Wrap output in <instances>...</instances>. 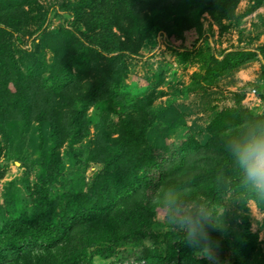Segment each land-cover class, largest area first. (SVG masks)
<instances>
[{
  "label": "trees",
  "instance_id": "obj_1",
  "mask_svg": "<svg viewBox=\"0 0 264 264\" xmlns=\"http://www.w3.org/2000/svg\"><path fill=\"white\" fill-rule=\"evenodd\" d=\"M33 1L0 0V155L24 144L42 155L30 212L0 224V264H206L197 213L188 210L187 225L161 232L156 211L193 203L194 210L216 214L227 194L239 207L251 200L263 214L264 230V197L241 183L226 151L231 137L264 120V110H221L200 140L188 134L169 142L185 124L176 109L170 103L153 109L146 95L135 97L122 85L126 58L137 55L154 31L173 41L192 31L199 41L206 14L225 33L236 23L240 0H73L63 6L72 30L41 32L35 53L28 54L18 46ZM251 2V10L264 6V0ZM46 48L52 54L44 64L38 51ZM259 57L264 61V45L221 60L211 56L206 77L212 81ZM261 73L264 80V67ZM92 106L98 114L88 138ZM86 139L85 161L100 170L84 189L73 181L54 190L64 171L60 149L66 147L65 157L75 155L74 146ZM257 239L233 232L232 241L220 244L227 243L231 264H257ZM220 244L212 240L207 249L219 251Z\"/></svg>",
  "mask_w": 264,
  "mask_h": 264
},
{
  "label": "rangeland",
  "instance_id": "obj_2",
  "mask_svg": "<svg viewBox=\"0 0 264 264\" xmlns=\"http://www.w3.org/2000/svg\"><path fill=\"white\" fill-rule=\"evenodd\" d=\"M73 2L34 0L30 8L29 22L26 29L20 33L23 45L18 46V49L25 50L28 54L32 53L36 50L41 32L51 34L61 29L72 30L68 24L69 14L63 6ZM251 4V0L239 1L235 9V15L238 16L236 23L234 22L225 33H218L217 26L204 14L201 18L203 31L201 40L195 41L194 33L188 31L184 33L182 40L173 41L168 39L162 30H156L144 41L137 55L126 58L127 72L122 79L125 92L138 98L146 95V102L153 109L170 103L183 119L184 126L169 136V142H175L176 139L188 134L200 140L205 126L221 110L240 105L255 114L263 112L264 80L261 71L264 61L260 57L212 81L206 77L207 69L212 63L211 56L221 60L226 53L238 50L256 52L257 48L264 45V6L251 10ZM24 9L29 8L26 6ZM38 53L42 63L49 62L52 54L49 49L39 50ZM23 58L25 61L26 56ZM157 72L161 74L159 80L154 78ZM97 114L98 110L94 106L87 112L90 122L88 138H93V125ZM90 147L86 139L74 146L75 155L71 151L67 158L64 155L66 147L60 149L64 171L58 182L52 185L54 190H66L69 185L74 184L73 181L83 184V189L86 187L85 185L101 168L100 164L85 161ZM41 156L26 144L21 145L17 151L10 149L1 153L0 224L10 217L30 212L34 197L29 194L39 174L38 162ZM237 201L230 194L225 195L222 203L216 206V214H211L210 210L201 207L194 210L193 203L184 204L179 209H170V213H166L165 208L157 209L158 230L161 232L179 230L182 225L177 223L180 216L188 210H193L192 212L198 215L195 230L202 253H205L202 256L206 264H231L228 260L227 243L221 245L220 242L232 241L233 232L242 231L257 235L258 247L254 263L259 264L261 258L264 260L263 214L251 200L245 201L244 207H239ZM217 218L223 221L224 228H230L224 236L221 230L214 226ZM215 234L219 236L218 240L214 237ZM212 240H216L222 246L219 251L207 249ZM144 243L148 245L151 240ZM206 251H211L214 259L210 260L206 256ZM124 254L127 256V252Z\"/></svg>",
  "mask_w": 264,
  "mask_h": 264
},
{
  "label": "clouds",
  "instance_id": "obj_3",
  "mask_svg": "<svg viewBox=\"0 0 264 264\" xmlns=\"http://www.w3.org/2000/svg\"><path fill=\"white\" fill-rule=\"evenodd\" d=\"M226 151L233 167L240 173L241 183L251 189L257 198L264 197V120L253 122L242 133L231 137ZM177 223L187 225L188 217L180 216ZM214 226L222 230L223 221L217 218ZM206 256L214 259L211 251H206Z\"/></svg>",
  "mask_w": 264,
  "mask_h": 264
}]
</instances>
